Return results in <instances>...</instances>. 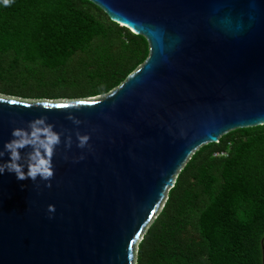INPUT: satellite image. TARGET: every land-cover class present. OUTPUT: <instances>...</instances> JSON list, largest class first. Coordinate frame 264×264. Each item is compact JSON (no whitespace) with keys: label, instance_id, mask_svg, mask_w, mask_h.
Masks as SVG:
<instances>
[{"label":"water","instance_id":"obj_1","mask_svg":"<svg viewBox=\"0 0 264 264\" xmlns=\"http://www.w3.org/2000/svg\"><path fill=\"white\" fill-rule=\"evenodd\" d=\"M87 1L147 40L149 54L100 96L0 95V149L14 128L41 116L64 133L50 181L0 175V264H135L194 151L264 125V0ZM76 133L89 137L86 147ZM260 248L264 264V237Z\"/></svg>","mask_w":264,"mask_h":264},{"label":"trees","instance_id":"obj_2","mask_svg":"<svg viewBox=\"0 0 264 264\" xmlns=\"http://www.w3.org/2000/svg\"><path fill=\"white\" fill-rule=\"evenodd\" d=\"M148 54L147 40L87 0L0 3L1 96L93 97L117 88ZM263 237L264 125L194 151L138 243L135 264H261Z\"/></svg>","mask_w":264,"mask_h":264},{"label":"clouds","instance_id":"obj_3","mask_svg":"<svg viewBox=\"0 0 264 264\" xmlns=\"http://www.w3.org/2000/svg\"><path fill=\"white\" fill-rule=\"evenodd\" d=\"M5 7L10 6L13 0H0ZM40 102H45L39 100ZM51 105L44 104L42 108L51 109ZM56 107H67L57 105ZM46 116L34 119L27 123L26 127L14 128L11 132V139L2 145L0 149V175L6 171L14 173L18 180L30 179L35 182L37 178L41 181H50L54 176V165L52 163L56 148L61 144L63 132L54 131V125L47 122ZM73 124L79 125L80 121L69 116ZM77 147L84 148L88 143V136H81L76 133ZM71 136H65L64 146L70 148ZM27 149V151H24ZM7 155V160L4 157ZM66 158V157H65ZM83 159V157H80ZM27 169V171H25ZM45 187L50 188L51 184L46 183ZM53 205L48 206V212H54Z\"/></svg>","mask_w":264,"mask_h":264},{"label":"rangeland","instance_id":"obj_4","mask_svg":"<svg viewBox=\"0 0 264 264\" xmlns=\"http://www.w3.org/2000/svg\"><path fill=\"white\" fill-rule=\"evenodd\" d=\"M0 95H2V94H0ZM101 95V94H100ZM100 95H98V96H100ZM11 97H13V96H11ZM14 99H22V98H20V97H13ZM25 100H31V99H25ZM45 100H47V101H51V102H59V101H64L65 102V100H67V99H55V100H50V99H42V101H45Z\"/></svg>","mask_w":264,"mask_h":264}]
</instances>
